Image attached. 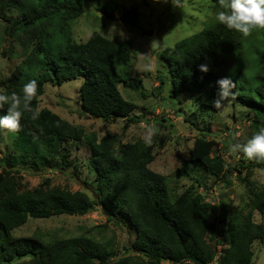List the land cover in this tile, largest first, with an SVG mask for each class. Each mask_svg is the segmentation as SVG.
Instances as JSON below:
<instances>
[{
    "label": "trees",
    "instance_id": "16d2710c",
    "mask_svg": "<svg viewBox=\"0 0 264 264\" xmlns=\"http://www.w3.org/2000/svg\"><path fill=\"white\" fill-rule=\"evenodd\" d=\"M93 1L98 2V11L110 20H118L101 0H17L22 7L17 17H7L0 11L7 35L17 36L28 50L8 74L0 77V92L22 95L23 85L35 79L38 95L32 107L39 109L35 120L30 112H24L20 131L10 132L18 147L0 156V264H254L253 243L264 241V223L255 222L252 212L264 213V186L249 179L253 172L249 163L243 165L247 161L241 160L240 164L247 171H240L225 159L219 141L205 134L195 138L184 159L185 170L191 164L201 165L227 184L232 183L238 171V179L246 182L251 195L247 215L230 213L223 202H207L195 185L172 199L165 175L150 166L155 158L154 143L147 144L143 139L123 142V135L111 132L99 137L49 108L40 107L46 82L62 83L83 75L79 100L87 114L105 121L122 118L124 129L139 120L140 115H132L136 104L124 98L119 88L126 78L119 67L130 62L132 41L110 39L97 30L86 41L73 38L72 22L80 19ZM212 1L214 10L205 26L172 47L161 48L159 54L170 64L172 77L179 78L180 86H175V91L189 93L197 107L195 112L205 119L203 113L210 114L208 108L217 109L216 81L225 77L212 71L222 70L224 56L249 47L245 60L224 74L235 82V97L228 99L232 106L247 108L251 138L264 127V31L255 43L228 30L215 20L219 0ZM137 15L136 7L130 6L119 19L127 26L137 25ZM201 64L209 66L207 73L199 70ZM163 84L162 80L161 87ZM7 107L0 109V116L7 113ZM190 115L187 117L192 118ZM194 117L191 122L198 126ZM23 129L51 139L43 144L37 141L35 150H25L19 144L21 140L27 142ZM5 132L8 131L0 130V141L5 139ZM68 140H85L90 147L88 165L95 173L92 186L96 199L84 190L52 186L49 178L33 188L24 186L21 170L59 168L68 156L61 151ZM256 161L257 166H264V158ZM197 180L198 184L204 183L200 177ZM97 204L109 217L130 225L134 233L131 253L115 258L105 244L86 235L46 239L38 234L17 236L12 232L29 218L85 214ZM217 210L219 223L223 224L221 232L208 216Z\"/></svg>",
    "mask_w": 264,
    "mask_h": 264
},
{
    "label": "rangeland",
    "instance_id": "374dc122",
    "mask_svg": "<svg viewBox=\"0 0 264 264\" xmlns=\"http://www.w3.org/2000/svg\"><path fill=\"white\" fill-rule=\"evenodd\" d=\"M108 11L113 12L118 20H110L106 14L97 10V1L87 5L83 16L71 24L73 38L77 41H86L95 30L102 32L110 39H127L132 41V58L128 64H121L119 71L126 78L120 83L119 88L124 98L133 101L136 108L132 115H140L137 122H130L124 129L125 121L122 118L105 121L87 114L81 107L79 100L80 86L84 80L83 75L58 82H46L44 94L40 97V107L50 110L66 118L70 122L84 128L87 133L95 132L99 137L107 132L123 135V142H135L138 139L146 140L148 129L154 126L158 129L152 136L155 158L151 168L165 175L172 199L176 198L184 189L191 185L204 195L209 203L220 205L232 214L247 215L250 210V196L246 182H241L235 171L232 183L217 180L207 173L201 165L191 164L185 170L184 159L188 157L195 138L205 134L215 138L220 143L225 159L237 166L240 171L246 172L241 167V160L247 161L252 167L253 174L249 179L258 186H264V166H257V161L248 160L242 152L239 158L227 151L229 143L244 144L251 133L250 121L245 113L247 108L242 105L232 106L231 100L222 102L216 111L208 108L210 114L195 112L197 108L189 93L181 90L175 91V86H180L178 77H172L171 66L161 60L159 50L172 47L176 41L188 37L201 30L214 10L212 0H182L183 8H176L171 0H101ZM130 6L138 10L137 25L127 26L121 21L120 14ZM0 11L7 17L15 18L22 12V7L17 0H0ZM115 25L123 34L114 35L110 30ZM261 31L247 37L253 42L260 38ZM249 47H241L235 55L224 56L225 65L222 70L212 71L216 76L224 75L235 63L245 60ZM4 51V53H3ZM28 52L17 36H8L5 20L0 21V77L8 74L10 67L17 63ZM243 58V59H242ZM170 69V70H169ZM162 80L164 84L161 87ZM192 114V118L190 116ZM196 118L198 126L191 119ZM199 117V118H198ZM203 129V130H202ZM24 130V138L19 142L24 149L35 150L38 144L46 143L51 137H37L30 131ZM27 132V133H26ZM239 133V135H234ZM5 139L0 141V156L12 152L18 147L17 140L10 132H5ZM26 144L29 147H26ZM26 147V148H25ZM61 151L68 156L61 162L59 168H47L36 172L33 169L21 170L22 181L26 188L38 186L45 178L50 179V185H59L72 191L84 190L96 199L92 181L95 173L88 165L91 150L85 140L75 143L68 140L61 146ZM2 171L0 165V172ZM244 175V173H243ZM200 177L204 183L198 184ZM219 210L209 212V220L216 223L219 231L222 225L218 219ZM255 222L264 223V213L259 210L252 212ZM14 235L38 234L46 239L70 237L78 235L90 236L105 244L115 258L131 253V244L134 233L130 225L109 217L102 205L97 204L95 209L80 215H53L48 218H29L26 223L13 229ZM255 252L254 264H264V241L256 240L253 243Z\"/></svg>",
    "mask_w": 264,
    "mask_h": 264
},
{
    "label": "clouds",
    "instance_id": "9594fccd",
    "mask_svg": "<svg viewBox=\"0 0 264 264\" xmlns=\"http://www.w3.org/2000/svg\"><path fill=\"white\" fill-rule=\"evenodd\" d=\"M176 8H183L182 0H171ZM215 20L225 26L228 30L239 32L244 37L251 36L254 31H264V0H219V10L215 13ZM114 35L123 34V30H117L113 25L110 29ZM199 70L203 73L209 71L207 64L199 65ZM217 99L215 106L220 108L222 101L234 98L235 82L228 76L216 81ZM38 95V83L35 79L29 80L23 85L22 95L16 92L10 95L0 92V109L7 105V113L0 116V130L8 132H19L21 129V119L25 111L31 113L33 120L39 117V109L32 107L33 100ZM158 129L150 126L145 143L150 144L152 136ZM234 135H239L235 133ZM227 151L239 158V153L249 160H259L264 158V127L258 129L244 144L229 143Z\"/></svg>",
    "mask_w": 264,
    "mask_h": 264
}]
</instances>
